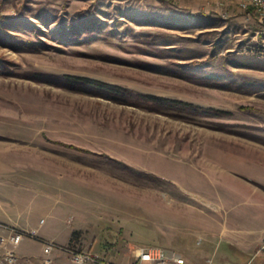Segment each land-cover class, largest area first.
<instances>
[{"label":"rangeland","instance_id":"obj_1","mask_svg":"<svg viewBox=\"0 0 264 264\" xmlns=\"http://www.w3.org/2000/svg\"><path fill=\"white\" fill-rule=\"evenodd\" d=\"M0 13L33 27L0 34L19 38L0 40V221L24 232H3L18 254L38 257L48 240L115 264H135L143 245L186 264H264L255 11L237 0H0Z\"/></svg>","mask_w":264,"mask_h":264},{"label":"built area","instance_id":"obj_2","mask_svg":"<svg viewBox=\"0 0 264 264\" xmlns=\"http://www.w3.org/2000/svg\"><path fill=\"white\" fill-rule=\"evenodd\" d=\"M244 9H252L264 21V0H237ZM43 222V220H41ZM11 235L24 232L0 221V264H115L104 255L90 249L76 248L57 241H43L42 253L38 257L22 256L10 245ZM29 235L37 236L33 231ZM135 264H186L185 259L175 250L161 246H138L132 250Z\"/></svg>","mask_w":264,"mask_h":264},{"label":"trees","instance_id":"obj_3","mask_svg":"<svg viewBox=\"0 0 264 264\" xmlns=\"http://www.w3.org/2000/svg\"><path fill=\"white\" fill-rule=\"evenodd\" d=\"M14 21H16V26L15 28H19L20 26L21 27H24V28H27V27H31L30 24V20H28L27 18L23 17L22 15L20 16H8L6 14H2L0 13V34L3 32V31H7L8 30V27L11 26V25H14ZM33 28V27H32ZM30 28V29H32ZM38 34H42L43 32L41 30H37ZM1 37V35H0ZM4 38H1V42L2 43H13L14 41H16L15 39H19L16 35H9V37H5V36H2ZM27 45L28 47H30L31 49L32 48H36V45L35 42H32V41H28L27 42ZM6 62L5 58L0 56V65H4ZM71 77H74V76H71ZM75 78H77L78 80L80 81H83V84L87 85V86H90L94 89H97L99 90L101 93L103 94H114L116 96H122L123 94L125 95V91L123 90V88H121L120 86L118 85H115V84H112V83H108V82H104V81H101V80H97V79H94V78H90V77H85V76H76ZM123 93V94H122ZM154 99H158L156 98V96L153 97ZM176 103V102H175ZM176 104H182V105H185L186 107H192V109L194 108H197V107H194L193 105H191L190 103L188 102H181V101H178V103ZM223 110H219V109H216V108H209L205 111V113H212L213 115H218L220 113H222ZM69 147H72L71 144H68ZM81 149V148H80ZM229 246H232L230 243H228Z\"/></svg>","mask_w":264,"mask_h":264}]
</instances>
